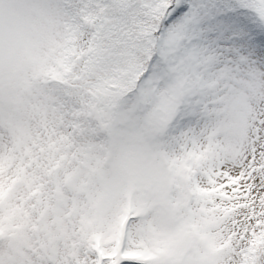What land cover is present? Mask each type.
<instances>
[{
    "label": "snow or ice",
    "instance_id": "6c2138e0",
    "mask_svg": "<svg viewBox=\"0 0 264 264\" xmlns=\"http://www.w3.org/2000/svg\"><path fill=\"white\" fill-rule=\"evenodd\" d=\"M0 264H264V0H0Z\"/></svg>",
    "mask_w": 264,
    "mask_h": 264
}]
</instances>
